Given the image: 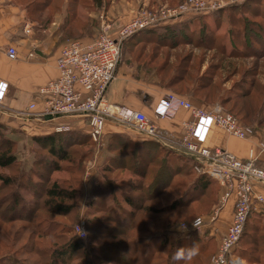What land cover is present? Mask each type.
I'll list each match as a JSON object with an SVG mask.
<instances>
[{"label": "rangeland", "instance_id": "374dc122", "mask_svg": "<svg viewBox=\"0 0 264 264\" xmlns=\"http://www.w3.org/2000/svg\"><path fill=\"white\" fill-rule=\"evenodd\" d=\"M46 1L15 0V3L25 12V22L39 31H54L58 22L64 20L63 37L59 43L61 46L72 41H93L108 25L112 26L115 34L135 16L146 11L159 15L192 1L206 3L210 7L214 3H233L234 0H102V3L94 0ZM244 2L248 4L240 11L223 13L222 17L216 18L215 14L222 8L202 17L205 22L197 27L198 33L194 40H199V31L205 23L209 31L214 32L215 43L208 45L210 48L202 44H183L175 49L157 48L140 42L139 33L126 43L123 56L126 63L136 67V70L138 66L148 73L157 71L163 84L175 85L172 86L175 94L191 102L194 107L198 106L190 100L191 95L204 101L209 106L207 111L220 106L238 121L242 120L244 123L240 122L252 128L256 134H264V58L251 56L254 48H264V0ZM201 16H205L203 12H193L180 20L193 19L191 29H195L199 23L196 19ZM245 35L248 42L244 41ZM179 75L184 80L175 82ZM198 89L205 91L198 93ZM239 93L246 97H233ZM11 121L0 116V154L11 152L9 154L18 158L15 166L0 169V264H51L55 250L77 241L82 248L73 259L63 264H175L172 260L175 248L192 246L194 243H199L200 251L186 264H209L219 243L212 236V230L187 233L184 239L178 241L173 239L174 224L179 222L189 225L197 217H208L217 207L221 194L218 193L221 188L218 183L212 188L216 192L212 193V197L182 206V199L197 194L193 183L199 179V175H203L190 157L180 155L178 158L167 149H164L168 152L165 153L154 147L147 150L154 151L152 154L140 153L139 163L133 158L126 160L128 165L133 164L131 170L102 165L97 169L101 176L92 188L97 187L95 195L91 194L89 198L80 195L74 212L68 216H57L43 205L46 198L42 196V190L52 183H73L75 186L76 181L82 182L85 174L91 170L96 146L90 141L73 146L68 151V160L58 159L50 154L51 150L36 144V131L41 130V127L34 126L32 133L35 135L28 136V133L20 131L19 125L10 127L7 123ZM252 148L257 151L258 164L264 153L257 150L256 145L248 150L246 160L239 159L247 161ZM119 150L122 151L123 147H118ZM125 150L124 154L135 155L132 148L127 147ZM37 155L43 164L34 167L33 159ZM118 155L124 160V155ZM78 162H82V168H76ZM164 168L171 172L165 179L159 175ZM2 177L9 178L10 182H1ZM122 192L136 200L138 205L146 207V212L126 205ZM113 198L117 200V206ZM150 209L152 211L147 212ZM127 211L129 218L126 217ZM121 221H125L129 229L122 228ZM256 221L264 226V219L261 218L253 219L250 227ZM97 222L104 225L102 232L93 229ZM140 223L150 229L148 234H140L137 227ZM77 227L84 228V235L78 234ZM122 229L125 232H120ZM215 235L220 234L217 231ZM252 237L246 239L242 247L240 258L246 264H251L250 257L264 261L263 242L258 236ZM132 239L138 240L136 247L128 243ZM166 239L170 242L166 247H161ZM253 240L261 243L257 250L254 245L250 246ZM25 245L33 246L34 251L25 254ZM150 251H153V257L145 260L144 257Z\"/></svg>", "mask_w": 264, "mask_h": 264}, {"label": "built area", "instance_id": "2783aa9c", "mask_svg": "<svg viewBox=\"0 0 264 264\" xmlns=\"http://www.w3.org/2000/svg\"><path fill=\"white\" fill-rule=\"evenodd\" d=\"M244 1L246 0L214 3L210 7L206 3L192 1L159 15L146 11L135 16L116 35L112 26L108 25L93 41L66 43L57 59L58 77L39 89V95L44 99L42 110L37 112L36 104L29 107L30 112L35 114L32 118L48 122L72 117L85 119L90 137L96 143L100 142L106 123L114 121L161 144L158 127L144 113L115 107L106 98L117 79L126 42L140 32L176 23L193 12H203L206 15ZM6 55L12 61L19 59L18 52L13 47L8 48ZM28 57L32 59L35 55L30 53ZM6 89L7 84L0 82V106H3ZM181 109L191 113L193 117L192 122L185 124L187 133L181 140V147L195 162L196 168L203 175L216 180L221 187L218 206L206 217L207 220L200 218V230L214 227L230 201H234L233 222L227 233L219 239L217 250L209 264H246L236 252L250 216L264 215V167L256 164L257 151L253 148L249 151V159L242 161L222 148H210L207 142L212 129H220L239 140L254 139L256 132L220 106L207 111L174 95L161 100L154 109V115L158 120L172 119ZM49 117L52 120H47ZM66 130L67 127L57 128V132ZM256 146L257 150L264 153V141H259ZM188 229V233L199 231L192 228V223L188 225ZM83 230V227H77L80 236L84 235Z\"/></svg>", "mask_w": 264, "mask_h": 264}, {"label": "crops", "instance_id": "0c3cea01", "mask_svg": "<svg viewBox=\"0 0 264 264\" xmlns=\"http://www.w3.org/2000/svg\"><path fill=\"white\" fill-rule=\"evenodd\" d=\"M63 24L64 20H60L54 31L51 29L39 31L25 22V12L15 3V0H0V82L7 84L3 106H0V116L13 120L7 124L10 127H14L12 126L14 124L19 125L20 131L28 133V136L35 135L32 133L34 126L41 127V130L36 131L35 136L38 137L64 132L86 136L90 143L96 146V154L94 153L90 164L91 170L85 174L82 181V197L86 198L91 196L92 188L101 176L97 173V169L102 165L114 168L118 160H121L118 156V147L122 146L124 149L129 147L136 152L134 156L126 155L129 159L136 157L140 160V148L148 150L151 144H143L148 142H155L156 146L171 151L173 155L187 156L181 147V140L187 133L185 124L193 121L191 113L181 109L172 119H156L154 109L161 100L170 95L180 96L176 95L167 83L163 84L157 71L148 73L139 69L138 66L136 70V67L133 68L126 63L125 56L119 66L117 79L110 87L106 98L115 107H125L144 113L158 127L163 144L150 140L132 128L114 121L106 123L103 136L100 142L96 143L90 137V129L85 119L72 117L48 122L32 118L35 114L30 112V105L36 104L37 112L43 108L44 99L39 95V89L58 77L57 59L64 45L63 43L59 46L63 37ZM141 37L144 38L145 34ZM11 47L18 52L17 61L8 59L6 55L8 48ZM30 53H33L35 57L30 59L28 57ZM190 100H193L199 108H209L206 103L193 98ZM58 127H67L68 130L57 132ZM259 141H264V134L260 132H257L253 140L240 141L227 136L221 130L212 129L207 145L210 148L225 149L238 158L246 160L248 150ZM258 165L264 166V156L259 160ZM233 214L234 201L232 200L222 212L215 228L205 227L201 231L212 230V236H215L218 242L219 237L225 235L231 226ZM212 228L217 229L220 235H215L217 232Z\"/></svg>", "mask_w": 264, "mask_h": 264}, {"label": "trees", "instance_id": "16d2710c", "mask_svg": "<svg viewBox=\"0 0 264 264\" xmlns=\"http://www.w3.org/2000/svg\"><path fill=\"white\" fill-rule=\"evenodd\" d=\"M48 1L49 0H47L45 3H50ZM94 1L96 3H102V0H94ZM246 4H248V3L244 2V3H239L236 5L234 4V5L225 7L224 9L220 10L217 14H215V16H216V18H218V16L222 17L223 13H230V12H234L235 10L240 11V10L245 8ZM206 16L207 15L197 17L196 20L199 21V23H198V25H196L195 29H191V27H192L191 24L194 23L193 19H184L183 21L180 20L177 23L168 24V25H164V26H160L157 28H152V29L140 32V36L142 34H145L144 38H142V37L140 38V42H143V44H145V45H154L157 48L169 47L172 49H175L179 46H182L183 44H188V46L189 45H199L200 46L201 44L203 46L204 45H206V46L213 45L215 43L214 38H213L214 32L209 31L208 25H206L205 23L203 26H201V30L199 31L200 32L199 40L198 41L194 40L196 34L198 33L197 27H200L199 24H202L203 22H205V18H202V17H206ZM228 19H229V17H228ZM135 36H137V35H134L132 37V39ZM243 38H244L245 42H248V37L246 35L243 36ZM129 41H131V38L127 42H129ZM125 46H126V44H125ZM125 46H124V51H125ZM211 49H213V48L211 47ZM251 56H252V58H257V59L264 58V48H262V47H261V49L260 48L259 49L254 48L253 51H251ZM123 58H124V56H123ZM175 79H176L175 82H180V81L184 80L183 76H180V75ZM172 86H175V85H172ZM172 86H170V88L173 89ZM203 90L204 89H198V93L202 92ZM239 91L242 92V90H239ZM191 97L195 100L200 101V102L202 101L200 98L199 99L196 98L197 96L194 97L191 95ZM233 97L238 98V99H243L246 96H243L242 94L240 95V93H239V95H236ZM221 102H222V100H221ZM203 103H205V102L203 101ZM219 105H221L224 108V106L221 103H219ZM240 121H242V120H240ZM1 129H3V127H1ZM35 140H36L35 141L36 144H38L40 147H42L48 151L51 150L50 154L55 156V158H58V159L60 158L63 160H65V159L68 160V158H69L68 151L73 146L82 145V144L89 142V140L87 139L86 136H82L80 134L71 133V132H69V133L68 132L54 133V134H51V135L46 136V137H38ZM154 143L155 142H148V143H143V144H151L150 148L156 147V148H158L157 150H163L164 151L163 148L156 146ZM146 152H148V154H150V153L152 154V152L154 153V151H147V149L143 150L142 148H140V153L146 154ZM155 152H158V151L155 150ZM9 153H11V152H9ZM9 153L6 152L4 154H0V169H10L12 166H15V164L18 163L17 156L11 155ZM124 153H126V150L124 148L122 151L119 150V154L124 155L123 156L124 160L118 155L121 160H118L116 168L131 170L132 169L131 166H133V164L130 166L126 163V160L127 159L130 160V159L127 158L126 154H124ZM165 153H168V152H165ZM171 155H173V154H171ZM174 156L178 157L176 155H174ZM135 160L137 163L140 162V160H137L136 157H135ZM33 163H34V167L41 165L42 162L39 159V155L36 156L35 160L33 159ZM81 164H82V162L76 163V168H82ZM34 167H33V169H34ZM262 167H264V166H262ZM116 168H113V169H116ZM108 171H110V170H108ZM170 173L166 170V168H164L161 170L159 175L160 176L162 175L163 178L165 179V177L169 176ZM199 176H200L199 179L193 183L194 189L197 190V194L193 197H187L186 199H182V203H181V204H183L182 206L186 207L192 202L201 201L205 197L206 198L212 197L213 196L212 193H214V194L216 193V192H213L212 188L214 187V185H217L218 182L216 180L208 177V176H205V175H199ZM1 182L7 183V182H10V180H9V178L2 177ZM47 183H48V181L46 182V184ZM76 183L77 184L75 186L73 183H70V184L69 183H62V185H59V183H52L50 186L48 185L43 190L40 189L43 192L42 196H44V198H46L45 203L43 205L50 208L49 210H51L50 211L51 214L57 215V216H68L69 214H71L72 212H74L77 209L79 201H80V195H82V182L78 183L76 181ZM43 184H45V183H43ZM78 184H80V186H79L80 188L76 187V186H78ZM96 189H97V187L93 189V191H92L93 195H95ZM108 189H110V188L108 187ZM220 192H221V188H219L218 193H220ZM122 197H124L123 200H124L126 205L130 206L133 209L140 210V211L143 210V212H146V207H144L143 205H138L136 200H133L131 197L126 195L124 192H122ZM218 197H219V194H218ZM113 200L115 203L117 202V200L115 198H113ZM218 203H219V201H218ZM117 205H118V202L115 204V206H117ZM217 206H218V204H217ZM151 211L152 210L150 209L147 212H151ZM129 215L130 214L128 212V214H126V217L129 218ZM261 218L264 219V215H256V217L254 215H251L250 218L248 219V222H247L246 227H245L244 235L241 239L238 250L236 252V254L239 257L242 255L243 243H245L246 239H249V240L253 239L252 236H258L260 238V241L263 242V245H264V236H262V233L264 231V226L260 225L258 223V221H256L255 224L250 227V225H251L250 223L252 222L253 219L261 220ZM27 220H29V219H27ZM29 221H31V220H29ZM87 223H88V221H87ZM89 223H88V225H89ZM120 225L122 228L123 227L127 228L126 226H128L125 223V221H121ZM102 227H104V225L102 226L98 222H97V225H93V229L95 228L97 230V232H102L101 231ZM137 227L140 230V234H148V231H150V229L146 226V224L140 223V225H138ZM127 229H129V228H127ZM120 232H125V231L122 229V230H120ZM252 233L254 235H251ZM46 236H48V235H46ZM253 241L250 242L251 243L250 246L254 245L256 248L255 250H257L258 247H261V243L256 242V241L253 242ZM130 242H131V246L135 245V247H136L138 240L132 239V241H128L129 244H130ZM169 242H170V240L166 239V241H164L161 244V247H166V245ZM140 243H141V241H140ZM33 248H34L33 246L25 245L23 247L24 253L25 254H31L34 251ZM81 248H82L81 244L78 241L75 243H71V244L67 243L66 245L55 250V253H53L51 264H63L65 261H67V260L69 261V260L73 259L75 257L76 252L79 251ZM153 255H154L153 251L152 252L150 251V253H148V255H146L144 258H145V260H148V259L150 260L151 257H153ZM251 260L254 262H252ZM249 262L251 264H264V261L255 260L253 257L249 258Z\"/></svg>", "mask_w": 264, "mask_h": 264}, {"label": "clouds", "instance_id": "9594fccd", "mask_svg": "<svg viewBox=\"0 0 264 264\" xmlns=\"http://www.w3.org/2000/svg\"><path fill=\"white\" fill-rule=\"evenodd\" d=\"M192 228L197 229L200 232L201 229V220L200 218H195L192 220ZM174 240L184 239L189 231L188 225L186 223L177 222L173 226ZM199 252V243H194L192 246H177L175 248V252L172 255V260L175 264H179V262H186L192 260Z\"/></svg>", "mask_w": 264, "mask_h": 264}, {"label": "water", "instance_id": "95a60500", "mask_svg": "<svg viewBox=\"0 0 264 264\" xmlns=\"http://www.w3.org/2000/svg\"><path fill=\"white\" fill-rule=\"evenodd\" d=\"M47 120H52V117L47 118Z\"/></svg>", "mask_w": 264, "mask_h": 264}]
</instances>
